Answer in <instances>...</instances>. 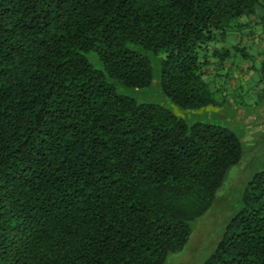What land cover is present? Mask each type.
<instances>
[{
	"label": "trees",
	"instance_id": "obj_1",
	"mask_svg": "<svg viewBox=\"0 0 264 264\" xmlns=\"http://www.w3.org/2000/svg\"><path fill=\"white\" fill-rule=\"evenodd\" d=\"M260 8L264 0H0V264H162L180 249L240 162V142L118 94L106 78L146 88L156 57L171 104L213 105L202 69L210 58L225 67L228 50L215 44L261 22ZM241 200L203 264H264V169Z\"/></svg>",
	"mask_w": 264,
	"mask_h": 264
},
{
	"label": "rangeland",
	"instance_id": "obj_2",
	"mask_svg": "<svg viewBox=\"0 0 264 264\" xmlns=\"http://www.w3.org/2000/svg\"><path fill=\"white\" fill-rule=\"evenodd\" d=\"M256 16L261 22L258 21L247 29L255 34L252 49L241 46L239 41L234 39L233 34L237 37L238 34H247L246 31H231L227 34L224 43L228 56L224 63L230 64L231 67L223 66V72L219 68L217 76L207 79L210 81L206 87L213 105L195 110H181L171 104L160 91L159 63L156 57H150L152 80L146 88H124L106 78L109 84L115 86L118 94L130 97L137 103L159 105L183 119L188 125L203 123L226 128L235 134L241 145L240 162L225 171L223 181L208 209L188 222L190 232L183 245L180 249L168 253L162 264H203L242 207L241 196L252 173L264 169V58L255 53L258 41L264 39V8L258 9ZM228 44L238 46L239 49L234 50ZM85 58L95 70H101L100 62L93 53L85 54ZM257 125H260L259 130L255 128ZM254 141L261 144H257L254 146L255 150L249 152L248 147L250 148Z\"/></svg>",
	"mask_w": 264,
	"mask_h": 264
},
{
	"label": "crops",
	"instance_id": "obj_3",
	"mask_svg": "<svg viewBox=\"0 0 264 264\" xmlns=\"http://www.w3.org/2000/svg\"><path fill=\"white\" fill-rule=\"evenodd\" d=\"M247 32V34H238L237 35V37H236V35L235 34H233V36H234V39L236 40V41H239V44L241 45V46H246V47H248V48H250V49H252L253 47H254V41H255V34H254V32H252V31H250V30H247L246 31ZM242 36V37H241ZM226 38H227V35L225 36V38H224V41L226 40ZM243 38V39H242ZM224 41L222 42V41H218L216 44H215V48H217V49H224V48H226V43H224ZM263 41H264V39L263 38H261L260 39V41H258V47H257V49H256V51H255V53L256 54H260V55H263L264 56V43H263ZM228 45H230L231 47H233L231 44H228ZM234 48V47H233ZM237 48H238V46H237ZM212 49V48H211ZM214 58H210V65H208L207 67H205L204 69H202V71H203V73H204V77H203V79H204V81L206 82V83H208L210 80H207L208 78H213V77H215V76H217V70L220 68L221 70H222V72H223V68L222 67H214ZM225 65V67H227V68H229V67H231L230 66V64H224ZM216 70V71H215ZM213 71H215V72H213ZM256 130H259L260 129V125H257L256 127ZM251 136H252V134H251ZM259 145V144H261V142L260 143H258V141H254L252 144H251V147L249 148L248 147V151L249 152H253L254 150H255V147L254 146H256V145Z\"/></svg>",
	"mask_w": 264,
	"mask_h": 264
}]
</instances>
